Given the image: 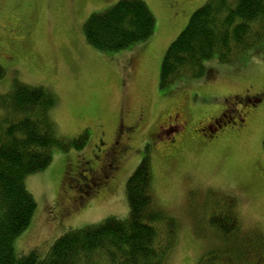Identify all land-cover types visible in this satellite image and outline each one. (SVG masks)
Wrapping results in <instances>:
<instances>
[{"label": "rangeland", "instance_id": "rangeland-1", "mask_svg": "<svg viewBox=\"0 0 264 264\" xmlns=\"http://www.w3.org/2000/svg\"><path fill=\"white\" fill-rule=\"evenodd\" d=\"M120 1L0 0V65L5 70L0 94L10 92L15 83L43 87L57 100L51 116L61 138L73 140L90 133L82 150L53 148L50 166L25 179L37 209L15 240V254L39 250L45 256L68 232L109 217L128 219L127 182L146 157L152 167L154 204L180 224L168 264H197L213 245L211 238L202 236L216 211L232 207L244 231L259 230L264 236V43L259 52L253 50L228 64L207 61L201 79L161 89L167 49L209 0H141L155 17L154 35L124 51H98L87 42L84 25L90 16ZM247 98L251 102L242 108ZM226 109L234 111L229 115L241 111L243 123L209 137L201 129ZM142 110L144 125L131 139V150L111 190L97 191L91 198L86 197L88 190L73 194L85 197V203H78L80 209L60 221L57 201L67 195L74 179L69 168L95 159L99 146L106 159L119 120L130 121L144 114ZM170 123L184 129L158 131V126ZM179 134V145H174ZM107 163L99 160L97 167Z\"/></svg>", "mask_w": 264, "mask_h": 264}, {"label": "trees", "instance_id": "trees-1", "mask_svg": "<svg viewBox=\"0 0 264 264\" xmlns=\"http://www.w3.org/2000/svg\"><path fill=\"white\" fill-rule=\"evenodd\" d=\"M155 24L145 2L121 0L90 16L84 34L98 51L120 52L149 40ZM263 43L264 0H209L167 49L161 89L201 79L207 61L228 64L253 50L259 52ZM4 77L0 65V80ZM56 106L57 100L43 87L15 83L10 92L0 94V264H168L180 224L154 204L149 157L127 182L128 219L109 217L68 232L45 256L39 250L15 254V240L37 209L25 179L50 166L53 148L82 150L90 140L88 130L73 140L61 138L51 116ZM208 230L202 237L211 238L213 245L197 264H264L263 233L244 231L232 207L212 214Z\"/></svg>", "mask_w": 264, "mask_h": 264}, {"label": "flooded vegetation", "instance_id": "flooded-vegetation-1", "mask_svg": "<svg viewBox=\"0 0 264 264\" xmlns=\"http://www.w3.org/2000/svg\"><path fill=\"white\" fill-rule=\"evenodd\" d=\"M262 99H264V95L262 96ZM246 101H248V103H245V99H243V105H240L242 108L243 106H247V104L251 102L250 98H247ZM254 101L258 102V99L255 98ZM142 111L144 112V114L140 112L137 117L131 118L130 121H126L124 118H121L119 120V124L115 132V134L117 135L116 141L112 144L113 146L110 152L107 153L106 159L103 157V148L99 146V154L94 155V158L96 160L91 159L89 162H84L83 166L81 165V167L76 169L69 168L70 174L72 173L74 179H72L71 183H69L68 190L66 191L67 195L63 196L62 199H59V201H57V205L59 207L60 221L64 220L65 217L69 216L70 213L73 212V210L80 209L81 205L83 204L82 202L85 201V197H75V195L73 194H85L87 193L86 190H88V196L86 195V197L91 198L96 197L97 191L102 192L111 190L114 183L113 179L115 178L116 174L120 172L127 158V155L131 150V139H133L141 131L142 126L144 125L146 113L144 110ZM232 112L234 111H228L226 109V111L221 113L219 117H216L211 121L207 122L201 130L207 133L209 137L214 138L220 130H222L224 127H227L228 125H241L243 123V117L240 114L241 111L235 109V116L229 115ZM176 117H178V114ZM228 118L229 121H227ZM174 123H170L166 126H158L157 129L159 132H173L174 130H176L175 133H179L180 131H182V129H184L180 125L174 128V126L172 125ZM180 136L181 134L176 135L174 137V145H179V141H177V139ZM102 143V145H104L103 141ZM167 146L170 147L169 144H167ZM170 150L172 151L171 148ZM99 160H102L103 163L105 160V163H108L100 169L97 167V161ZM83 173H86L87 177H84ZM68 193L72 194V197H70ZM78 203L82 204L78 206Z\"/></svg>", "mask_w": 264, "mask_h": 264}]
</instances>
